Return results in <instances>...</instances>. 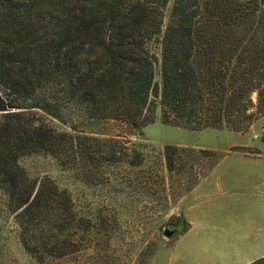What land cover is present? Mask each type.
Masks as SVG:
<instances>
[{"label":"trees","instance_id":"1","mask_svg":"<svg viewBox=\"0 0 264 264\" xmlns=\"http://www.w3.org/2000/svg\"><path fill=\"white\" fill-rule=\"evenodd\" d=\"M157 109L191 130L245 131L264 115V0H0V205L36 264H108L125 246L117 212L81 213L22 157L51 156L111 200L157 212L196 185L212 152L146 154L126 137ZM110 123L125 131L109 134ZM169 223L186 229L182 215ZM154 251L149 241L137 264Z\"/></svg>","mask_w":264,"mask_h":264},{"label":"rangeland","instance_id":"2","mask_svg":"<svg viewBox=\"0 0 264 264\" xmlns=\"http://www.w3.org/2000/svg\"><path fill=\"white\" fill-rule=\"evenodd\" d=\"M171 4L172 1L165 8L163 27L168 22ZM154 49L158 52L157 46ZM155 80L159 81L158 71ZM105 129L109 134L125 131L112 123L107 124ZM126 137L146 154L161 156L165 145H178L193 147L195 150L204 149L212 152L214 157L206 155L199 158L197 166L195 164V169L199 171L196 185L189 193L160 212L150 206L136 207L130 202H125L123 196L111 200L105 196V190L86 185L70 170L60 167L51 156H25L20 159V163L29 175H48L58 186L65 188L81 213L90 217L100 211L107 213L108 217L113 216L112 212L118 213L115 242L121 241L122 238L125 247L123 251L118 252V258L108 264H137L136 254L149 241L155 243V251L145 264H213L218 260L237 258L246 245L241 239L237 241L236 235L245 230H255L250 227H255L258 223L254 222L264 218V194L253 193V190H246L247 187L238 191H221L216 185L209 184L198 187L201 180L207 178L215 166L212 178L217 177L222 181L226 178L229 183H233L230 178L240 176L236 174L237 171L245 173V170L253 168L259 174L264 172V115L253 120L245 131L227 128L191 130L161 122L157 109L155 120L143 128L142 134H126ZM232 155L262 156L239 158ZM211 162L214 164L211 165ZM251 177L249 174V179ZM195 202L197 203L191 214L203 218L204 221L196 222L192 231L184 234L189 228L185 210ZM180 215L186 221L183 223L186 229L177 232L176 228L171 227L169 219L174 225ZM165 228L175 229V233L166 237L163 235ZM81 261L80 264L84 260ZM87 261L85 264H88ZM0 264H36L22 247L14 218L3 205H0Z\"/></svg>","mask_w":264,"mask_h":264},{"label":"crops","instance_id":"3","mask_svg":"<svg viewBox=\"0 0 264 264\" xmlns=\"http://www.w3.org/2000/svg\"><path fill=\"white\" fill-rule=\"evenodd\" d=\"M232 156H236L239 158H259L262 155H255V156L232 155ZM215 167L213 168L210 175L207 176V178H204L203 180H201L198 188H200L201 186H203L205 184L216 185L217 189H219L221 191H225L226 189H232V190L235 189L238 191V189H243L244 187H247L246 190H253V193L264 194V187H261V186H264V172L259 174V173L255 172L253 168H250L249 170H245V171H247L245 173H243V172L241 173L240 171H237L236 174H238L240 176H237V178H235V179L230 178L233 181V183L232 182L229 183L228 179H226V178H224L223 181L219 180L220 178H217V177L215 179L212 178ZM236 174H234L233 176H235ZM249 174H251V176H252L250 179H249ZM231 175H228V176H231ZM258 176H259V178H258ZM255 180H259V182L256 183ZM259 183H261V184H259ZM228 185L231 187H228ZM202 195H203V193H202ZM196 203L197 202L189 205L187 207V209L185 210L184 215L187 217V220L189 222V228L187 229V231L184 234H187L188 232L192 231L196 222L199 221V223H203V221H204L203 218H198V216H195V215L193 216L191 214V210L194 208ZM254 223H258V224H256L255 227H250V228L255 229V230H253L251 232H250V230H248V231L245 230V232H243L242 234L236 235L238 238L236 240L238 241L241 239V241H243L244 244L246 245V246H244L245 247L244 251H242V253L239 254L237 256V258L228 259V260H224V261L218 260V261L213 262V264H248L251 261H253L254 259L264 256V218L258 222H254ZM238 236H241V237H238ZM234 237L235 236H233V239H234Z\"/></svg>","mask_w":264,"mask_h":264},{"label":"water","instance_id":"4","mask_svg":"<svg viewBox=\"0 0 264 264\" xmlns=\"http://www.w3.org/2000/svg\"><path fill=\"white\" fill-rule=\"evenodd\" d=\"M174 233H175V229L165 228L163 230V235H165L166 237H170Z\"/></svg>","mask_w":264,"mask_h":264}]
</instances>
